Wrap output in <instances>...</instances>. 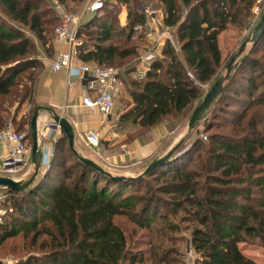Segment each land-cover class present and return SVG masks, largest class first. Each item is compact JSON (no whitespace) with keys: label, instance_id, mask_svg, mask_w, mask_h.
<instances>
[{"label":"trees","instance_id":"16d2710c","mask_svg":"<svg viewBox=\"0 0 264 264\" xmlns=\"http://www.w3.org/2000/svg\"><path fill=\"white\" fill-rule=\"evenodd\" d=\"M53 1L0 0V129L10 118L15 125L32 103L38 73L26 82L22 76L41 70L38 53L52 50L59 24ZM56 1L65 6L71 0ZM156 1L177 51L166 41L146 77L130 82L132 106L119 117L121 127L149 130L188 117L205 96L203 86L213 85L229 62L219 35L229 27L243 33L256 3ZM139 2L116 0L80 25L79 59L120 67L138 56L142 41L133 29L145 20ZM135 68L121 70L125 86V74L132 76ZM211 106L212 121L203 126L206 143L194 132L197 139L179 141L165 163L133 179L113 180L93 170L62 135L47 171L23 191L6 188L12 212L2 218L0 248L21 234L33 253L18 264H257L239 245L264 249V34L235 62ZM25 120L23 115L17 132ZM214 124L229 131L210 133Z\"/></svg>","mask_w":264,"mask_h":264},{"label":"built area","instance_id":"2783aa9c","mask_svg":"<svg viewBox=\"0 0 264 264\" xmlns=\"http://www.w3.org/2000/svg\"><path fill=\"white\" fill-rule=\"evenodd\" d=\"M105 6V0H85L83 6L78 11H68L64 5L58 1H53V7L59 18V24L54 29L52 44L58 48L55 50L52 60L50 61V71L57 73L65 70L68 72L69 87H74L77 81L84 83L86 88L85 94L81 99L83 107L89 110H96L103 116H110L115 105L116 96L120 92V69L114 67H95L90 66L79 59V47L82 40L77 38L78 27L83 15H94ZM139 11L145 16L142 24H138L133 29V37L140 38L142 47L138 57V67L134 72V78L137 80L144 79L150 70L153 61L160 59L161 54L158 52L166 41L170 42L177 51L173 40V31L163 25V12L151 6L139 7ZM254 15H258L256 9ZM204 87V86H203ZM68 106H62L61 111L66 110ZM54 124V123H53ZM53 125L46 129L38 130V142L41 151L40 169L45 172L50 168L53 156V147L58 139L53 138L47 143L46 131L52 130ZM58 129V128H57ZM80 138L85 147L89 148L99 159L100 164L107 170L113 172L120 167L114 166L105 158L100 151V133L89 130L80 133ZM202 135H200L201 137ZM26 133L14 130L12 123H8L0 129V144L9 145L7 153L0 155L1 169L0 172L16 174L30 163L31 148L27 144ZM206 140V137H201ZM22 181V180H21ZM5 196H0V224L2 218L12 212V208L6 206L2 208L1 203Z\"/></svg>","mask_w":264,"mask_h":264},{"label":"crops","instance_id":"0c3cea01","mask_svg":"<svg viewBox=\"0 0 264 264\" xmlns=\"http://www.w3.org/2000/svg\"><path fill=\"white\" fill-rule=\"evenodd\" d=\"M115 2L116 0H108V3ZM156 9L160 10V6ZM94 15H83L79 25L85 24L91 20ZM126 20V9L124 6H121L118 16L119 24L124 26ZM52 48L54 53L58 47L52 44ZM158 52L161 54L162 47ZM52 58H44L46 61L42 64L45 71L42 70L41 73H38L32 103L25 106L21 113L24 112V114H26V109L29 108L30 110L34 108L35 110L33 111L38 112L37 123L39 129L46 130L49 125H54L51 120L52 112H56L61 117L65 118L73 128L75 137L74 147L80 156L98 162L99 159L97 160V157L95 158L92 151L84 146L79 136L80 133L85 131H98L100 133V151L102 155L107 158L111 164L120 167L117 171H113L116 172L114 174L134 177L138 168L165 155L182 137L181 132H178L177 129H169L160 125L147 130V135H145V137L143 135L132 137L130 132L135 130L134 126H117L120 117L118 113H113L112 111L110 116H103L96 110H89L83 107L81 99L86 91L84 83L76 80L75 86L69 87L67 82L70 78L67 71L62 70L57 73H52L50 71V61ZM222 58H224L223 55ZM137 68H139L138 65H136V70ZM120 81V92L115 97L116 104L124 97L129 101L128 109L132 106V103L127 96L124 81L122 79H120ZM64 105L68 106V108L61 111L60 108ZM46 135L48 136L47 143L53 138L59 139L62 136L61 131L57 128L46 131ZM8 149L9 145L0 144V155L4 156ZM40 171L42 170L40 169ZM190 264H194V262Z\"/></svg>","mask_w":264,"mask_h":264},{"label":"rangeland","instance_id":"374dc122","mask_svg":"<svg viewBox=\"0 0 264 264\" xmlns=\"http://www.w3.org/2000/svg\"><path fill=\"white\" fill-rule=\"evenodd\" d=\"M84 1L85 0H83V1H76V0L66 1V5L64 7L68 11H71V12L78 11L83 6ZM139 1L140 2L138 5V8L142 7V6H146V5L151 6L152 8H155V9L159 8V6L156 3L157 2L156 0H139ZM111 5H112V3H106L104 6V9L110 8ZM254 9H256L259 13L257 16L254 15V12H253ZM160 10H161V8H160ZM263 13H264V0H256V3L252 9V17L250 20V24L248 25L247 29L245 31H243V33H240L235 28L229 27V29H227L225 32L220 34L219 46H220L221 53L224 56V58H228L230 61L231 57L237 52V50L239 49V47L241 46L243 41L251 36V33H252L254 27L259 22V19ZM83 41H85V40H83ZM250 45L251 44L247 45L245 51H247V49L249 48ZM53 55H54L53 48H52V50H50L49 54H46L43 50L38 53V57L42 63L44 61H46L44 58H46L48 56H49L48 58H52ZM138 57H139V54H138V56L129 59L130 61L126 60L128 62L127 64H126V61H123L122 63H125V64H122V66H120V67L116 64L115 65L116 67H114V68L122 70V73H126L125 71L127 70V68L136 67V65L138 63V61H137ZM227 64H224L222 70L219 73L220 76L225 75ZM42 70L45 71L44 67L41 70L37 69L34 72H31V71L24 72L23 76H22L23 77L22 82H26L28 75H33V74L36 75L37 73H41ZM125 75H126L125 79H126L127 83H129L128 84L129 86L128 85L125 86V88L127 90V96H128V92L130 90V88H128V87H130V82L132 80H135L136 78H133L134 75L133 76H131V75L127 76V74H125ZM211 85H205L203 90H201V93L203 94V96L211 88ZM128 106H129V101H127V99H125L123 97L117 102L116 107L113 110V113H118V115L121 116V114L126 111ZM214 110H215L214 106H211L209 108V112L204 114L198 120L196 127L193 128L192 131H190L189 133L187 132V124H188V120H189V117L191 114L188 117H186L185 119L180 117V118H176V119L167 120L166 122L160 124V126H165L166 128H169V129H177L178 132H181L182 137L180 138L179 141H182L184 139L185 140L187 139L189 141H193L195 138L197 139L196 133H194V132H199L198 133L199 137H200V135H202L201 137L207 136V134H205V132H203L204 122L207 120L212 121L213 116L211 115V113ZM25 113L26 114H24V112L20 113L16 118V124L12 125V126H13L14 130H16L17 124H19V122L21 121L22 116L25 115V119H26L25 122H27V125H25L24 129H22V132L26 133L27 144L31 148V139H30V132L31 131H30V125L29 124H30L31 117L33 115V111L31 110V112H30L29 108H28V109H26ZM224 117H227V116L224 114ZM8 121L11 122V118L8 119ZM8 121H7V123H8ZM213 123H217V122L215 121ZM214 125L216 126V128H213L210 133H214V132L227 133L229 131L228 127L217 128V124H214ZM117 126L119 127L118 122H117ZM134 129L135 130L133 132H130V135H132V137H135L138 135H143L145 137V135H147L146 134L147 130L139 129L136 127H134ZM202 142L206 143V140L202 139ZM95 158H96V156H95ZM96 159L98 160V158H96ZM96 163L99 164L100 166H102L100 164L101 162L99 160ZM148 164L149 163H146L143 166H141L140 168H138V170L135 172L134 177L139 176L143 172V170L147 167ZM105 170H107V169H105ZM107 171H109V170H107ZM109 172H111V171H109ZM111 173L114 174L116 172H111ZM32 175H33V166L29 163L25 167L23 166V168L20 170V172H18L16 174L10 175L6 172L0 173V176H9L15 180H22L23 182L29 180ZM114 175H116V174H114ZM39 176H40V174H39ZM39 176H37V177H39ZM37 177H36V179H37ZM36 179L34 181H36ZM6 191H7L6 188H0V196H2V195L5 196V198H3L4 201L1 203L2 208H5V206H7V204H8L7 203L8 202V195H7ZM140 235H141V233L137 234V236H136L137 240L140 239V237H139ZM239 249L245 256L253 259L254 262H256L257 264H264V249H262L261 247L257 246L256 244H249L248 243V244H240ZM14 253H16V255H14ZM32 253L33 252L30 253V250L26 251V249L24 248V240L20 234L16 239L8 240L5 244H3L1 246V248H0V261L2 262V264H18L20 261H23L25 258L32 255ZM35 253L38 254L39 251H37ZM192 262L193 261H190V263H192Z\"/></svg>","mask_w":264,"mask_h":264},{"label":"water","instance_id":"95a60500","mask_svg":"<svg viewBox=\"0 0 264 264\" xmlns=\"http://www.w3.org/2000/svg\"><path fill=\"white\" fill-rule=\"evenodd\" d=\"M264 34V13L261 15L259 22L254 27L251 36L243 41L237 52L231 57L229 63L226 66L225 75L221 76L217 81L211 86V88L206 92L205 96L202 98L201 102L195 107L193 112L191 113L188 124H187V132L189 133L194 128L195 124L197 123L198 119L200 118L201 114L206 111L209 106L211 105L212 101L217 97L220 93L223 82L229 77V74L232 68L235 65L237 59L241 56L244 52L248 44H255L261 36ZM38 112L35 111L30 120V139H31V158L30 163L33 166V175L31 178L25 182L21 180H15L9 176H0V188H9L14 191H23L28 188L36 179L40 171V160H41V151L38 142ZM51 120L54 123L53 128H58L61 133L66 137L69 148L79 156V158L90 168L93 170L109 177L113 180H121V179H133L135 177L131 176H124V175H114L111 172L105 170L102 166L97 164L91 159L84 158L80 156L75 149V137L74 132L71 124L63 117H61L56 112H52ZM175 146H173L165 155L160 158L152 160L147 167L143 170V172L139 175L146 176L152 173L157 167L165 163L170 156L173 154L175 150ZM188 250V249H187ZM0 264L2 262L0 261Z\"/></svg>","mask_w":264,"mask_h":264}]
</instances>
